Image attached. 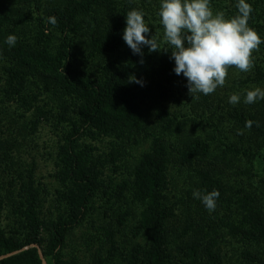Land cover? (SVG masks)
I'll return each instance as SVG.
<instances>
[{
	"label": "trees",
	"instance_id": "1",
	"mask_svg": "<svg viewBox=\"0 0 264 264\" xmlns=\"http://www.w3.org/2000/svg\"><path fill=\"white\" fill-rule=\"evenodd\" d=\"M226 1L209 3L231 19L238 8ZM245 2L253 8L248 26L264 41V0ZM161 3L6 0L0 7L7 99L29 112L36 95L27 92L34 86L56 103L67 123L55 158L61 189L52 193L46 212L47 191L36 181L34 169L17 164L12 143L0 137V221L2 214L7 218V226L0 225V264H64L61 249L90 214L102 186L100 159L81 148L88 133L94 140L102 135L119 139L112 155L147 145L134 157L130 177L114 189L122 197L120 211L124 208L116 223L127 230L132 208L140 210L135 231L145 241H131L125 232L119 252L115 232L108 230L109 247L100 264H225L215 247L223 230L238 242L235 264H264V100L246 104L244 91L241 102H225V108L209 95L192 98L187 79L174 72L173 49L163 40ZM134 9L144 13L150 28L146 36L156 37L159 51L142 46L143 56L133 54L124 42L126 16ZM50 17L56 18L55 25ZM9 35L17 37L14 46L6 43ZM255 51L254 67L237 88L264 89V42ZM131 77L143 86L129 82ZM246 121L254 122L251 128ZM172 172L186 188L185 197L174 202L166 195ZM212 190L220 194L215 211L205 208L202 221L212 226L199 229L192 212L196 206L198 214L202 202L192 194ZM178 207L185 214L180 228L175 226ZM202 238H207L205 245Z\"/></svg>",
	"mask_w": 264,
	"mask_h": 264
},
{
	"label": "rangeland",
	"instance_id": "2",
	"mask_svg": "<svg viewBox=\"0 0 264 264\" xmlns=\"http://www.w3.org/2000/svg\"><path fill=\"white\" fill-rule=\"evenodd\" d=\"M5 2L6 0H0V7L5 6ZM236 2L238 0H228L226 4L236 6ZM212 3L209 4L214 13L223 12ZM255 53L256 51L253 50L252 57H254ZM3 65L4 62L0 59V119L4 117L3 121L0 122V137L9 146L12 143L11 149L17 164L27 169H34L36 181L40 184V187L45 188L47 191V198L44 199V211L46 212L49 203L52 202L55 196L52 193L55 189H61V184L57 177L58 169L55 165V158L58 152L57 149L62 144V140L67 132L65 129L67 127L66 118L65 115H61V109H57L56 103H52L51 98L45 92L38 90L34 86L31 92H27L32 96L36 95V99L29 98L32 102V105L28 109L29 112L24 113L23 106L19 102L7 99L9 97L7 94L9 87L2 70ZM246 73L240 71L235 66L229 67L224 86H218L209 96L214 98L215 102H220L225 106L224 103L229 102L231 94L241 95L245 91V88L237 87L241 86L239 82H246ZM239 102H241V98ZM37 108H41L39 114L36 112ZM69 115H72V113ZM80 144L84 145L81 147L82 150L88 152L93 160L100 159V163L102 164L99 163L97 167L103 172L101 176L102 186L98 188L93 207L89 211L90 214L83 219L80 225L74 228L66 244L61 249V254L64 264H100L99 258L105 256L109 247L108 242L110 238L108 236L110 234L108 230L113 228L115 241L119 245L118 247H120L119 252H122L123 245L120 238L125 232L126 234H131V241L142 243L145 241V237L143 235L141 237L135 231V227L138 225L140 210L132 208L133 213L126 222L127 230H122L123 228L116 223V216L122 213L124 208L120 211V206L117 202L122 197L115 196L117 193L114 192V189L116 184L130 177V165L134 157L136 154H140L142 148H145L147 145L135 147L130 152H123L121 149L119 151L114 150L112 155L110 149L113 147V144L119 148V139H116L114 136L102 135L97 137V140H94V135L90 136V133ZM111 158L113 164L110 163ZM169 179L166 188V195L169 200L174 202L177 197L184 198L186 188L184 187V182L178 177V174L172 172ZM106 185H109V189H112L110 192H104ZM201 205L202 209L198 210V214H195L196 206H194L192 223L199 225V229H204L205 227L212 226V223L209 222L206 226L205 222H202L203 218L207 217V212L204 204L201 203ZM176 215L179 222H176L175 226L180 228L185 218L183 209L178 207ZM5 216L6 214H2L1 216L0 225L2 228L7 226V218ZM174 227L171 229L175 230ZM220 234L221 237H217L215 247L220 249V255H222L225 264H235V258H239L236 253L238 242L236 239L231 238V236L226 235L227 231L225 230L220 232ZM173 238L175 239L176 237L173 236ZM202 243L205 245L207 238H202ZM43 264L45 263L43 262Z\"/></svg>",
	"mask_w": 264,
	"mask_h": 264
},
{
	"label": "clouds",
	"instance_id": "3",
	"mask_svg": "<svg viewBox=\"0 0 264 264\" xmlns=\"http://www.w3.org/2000/svg\"><path fill=\"white\" fill-rule=\"evenodd\" d=\"M238 14L226 19L223 12L213 13L209 0H162L158 15L164 27V42L171 46V59L175 61L174 72L187 79L188 94L209 95L218 86L225 84L228 68L235 66L242 72H248L254 67L252 52L258 50L264 42L258 33L248 26L253 8L245 0H238ZM144 13L131 10L126 16V27L123 30V40L133 54L143 56L142 46H147L150 52L159 51L156 37L148 39L146 34L150 28L144 21ZM53 25L55 17L48 18ZM17 37L9 35L6 43L14 46ZM143 62V61H141ZM129 82L142 85V82L131 77ZM244 103L252 104L257 99L264 100V90L255 88L245 90ZM239 94H231L229 103L236 104ZM253 121H246L245 126L251 128ZM217 190L211 192L194 191L193 197L200 199L206 210L215 211Z\"/></svg>",
	"mask_w": 264,
	"mask_h": 264
}]
</instances>
